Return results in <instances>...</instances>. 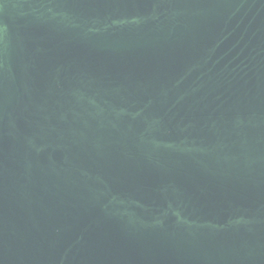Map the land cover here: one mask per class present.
Masks as SVG:
<instances>
[{"label":"water","instance_id":"1","mask_svg":"<svg viewBox=\"0 0 264 264\" xmlns=\"http://www.w3.org/2000/svg\"><path fill=\"white\" fill-rule=\"evenodd\" d=\"M0 264H264V0H0Z\"/></svg>","mask_w":264,"mask_h":264}]
</instances>
